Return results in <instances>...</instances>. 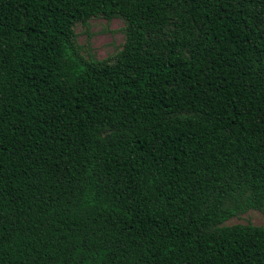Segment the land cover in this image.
Returning <instances> with one entry per match:
<instances>
[{
	"label": "trees",
	"instance_id": "16d2710c",
	"mask_svg": "<svg viewBox=\"0 0 264 264\" xmlns=\"http://www.w3.org/2000/svg\"><path fill=\"white\" fill-rule=\"evenodd\" d=\"M252 210L264 0H0V264H264Z\"/></svg>",
	"mask_w": 264,
	"mask_h": 264
},
{
	"label": "rangeland",
	"instance_id": "374dc122",
	"mask_svg": "<svg viewBox=\"0 0 264 264\" xmlns=\"http://www.w3.org/2000/svg\"><path fill=\"white\" fill-rule=\"evenodd\" d=\"M124 29L125 22L122 19L108 20L101 17L92 19L88 25L79 24L75 28L83 54L98 60L108 59L122 49L125 42ZM238 224L264 226V212L252 210L228 220L225 225Z\"/></svg>",
	"mask_w": 264,
	"mask_h": 264
}]
</instances>
